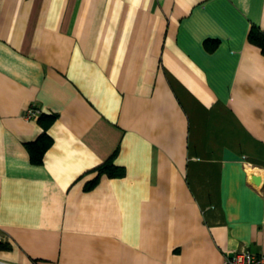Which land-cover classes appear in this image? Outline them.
I'll return each mask as SVG.
<instances>
[{"label":"crops","instance_id":"0c3cea01","mask_svg":"<svg viewBox=\"0 0 264 264\" xmlns=\"http://www.w3.org/2000/svg\"><path fill=\"white\" fill-rule=\"evenodd\" d=\"M252 29L264 0H0V264L264 253Z\"/></svg>","mask_w":264,"mask_h":264},{"label":"built area","instance_id":"2783aa9c","mask_svg":"<svg viewBox=\"0 0 264 264\" xmlns=\"http://www.w3.org/2000/svg\"><path fill=\"white\" fill-rule=\"evenodd\" d=\"M39 115V111L34 107H29L24 111L25 119H33ZM223 264H264V253L253 254L249 251H231L224 258Z\"/></svg>","mask_w":264,"mask_h":264},{"label":"trees","instance_id":"16d2710c","mask_svg":"<svg viewBox=\"0 0 264 264\" xmlns=\"http://www.w3.org/2000/svg\"><path fill=\"white\" fill-rule=\"evenodd\" d=\"M250 39L252 42L260 45L262 49L264 48V35L258 31L252 29L250 32Z\"/></svg>","mask_w":264,"mask_h":264}]
</instances>
